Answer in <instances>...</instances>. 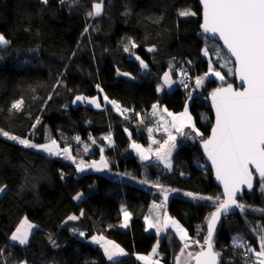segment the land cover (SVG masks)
I'll list each match as a JSON object with an SVG mask.
<instances>
[{
	"label": "trees",
	"instance_id": "1",
	"mask_svg": "<svg viewBox=\"0 0 264 264\" xmlns=\"http://www.w3.org/2000/svg\"><path fill=\"white\" fill-rule=\"evenodd\" d=\"M101 2V14L89 16L93 5ZM59 5L0 0V33L10 41L0 46V128L38 144L46 142L50 129L61 148H69L78 157L84 155L81 142L95 141L97 150L88 157L104 154L116 171H134L130 174L143 180L146 171L152 184L222 197L199 137L175 151L171 169L161 167V162L144 161L130 147L132 139L142 144L147 141V128L155 120L149 115L154 104L173 113L189 110L203 134L200 139L207 138L214 121L209 94L219 85L236 84L228 74L229 80L222 84L213 76L203 91L196 86L197 76L209 72L218 57L214 53L221 49L201 31L200 2L66 0V10L74 11L68 16ZM185 10L195 15L180 16ZM165 73H170L172 83L160 96ZM186 76L192 77L191 83L185 81ZM97 95L99 108L75 101L76 96ZM18 101L23 102L21 108L13 109ZM139 113L149 125L127 120ZM109 132L115 145L105 147L104 135ZM62 157L0 135V184L6 187L0 197V264H148L135 253L150 252L159 240L156 232L147 231L145 216L163 194L97 171L79 176L77 166ZM193 162L204 167L197 170ZM261 182L245 192L240 202L264 206ZM122 206L131 213L127 230L118 227L123 222ZM216 207L174 194L167 208L191 240L199 241V250L208 236L207 219ZM73 215L79 218L69 220ZM25 218L37 227L27 244L15 243L11 235ZM97 235L114 240L128 255L109 261L100 245L88 241ZM262 235L264 213L239 209L223 218L213 239L215 250L222 254L220 264H257L247 246L258 252ZM184 245L168 227L160 241L159 264H176Z\"/></svg>",
	"mask_w": 264,
	"mask_h": 264
},
{
	"label": "snow or ice",
	"instance_id": "2",
	"mask_svg": "<svg viewBox=\"0 0 264 264\" xmlns=\"http://www.w3.org/2000/svg\"><path fill=\"white\" fill-rule=\"evenodd\" d=\"M42 2L47 4L48 0H42ZM61 2L63 3L64 0H61ZM202 4L203 31L218 35L223 40L228 51L235 57L238 65L235 71L245 87L243 90L238 91L229 84L227 87L217 88L211 94L216 109V122L215 127L212 129L211 137L203 141V146L215 166L216 178L224 185V195L227 199L221 201L219 197L216 198L218 206L216 211L211 214L208 223V236L205 240L207 250H204V246H201V250L198 253H188L189 260L185 264H190L191 259H195L196 264H219L220 253L213 251L212 241L217 220L222 213H227L233 206L241 211L244 210L245 206L237 202L236 195L241 192L242 185H246L248 189L252 188L253 173L250 166L255 167L261 180L264 181V0H202ZM93 8L94 11L89 12L88 15L99 16L103 8L102 2L94 4ZM179 15L191 16L195 15V13L185 10L179 12ZM9 44L10 41L3 34H0V46ZM131 46L135 47L136 45L131 43ZM127 50L125 48V51ZM152 50L149 49V51ZM204 55H208L207 49L204 50ZM136 59L139 60L140 58L136 57ZM140 63L144 68L148 67L143 60ZM209 72L220 80L225 79L220 72H213L211 67ZM124 75L128 74L124 73ZM204 79L206 77L197 78L195 81L196 86H201ZM164 82L169 86L171 85L170 73H165ZM104 99L107 100L108 98L105 96ZM75 101H87L94 104L97 108L100 107L98 98H93L89 101L87 97L76 96ZM22 103V101H18L12 105V108L20 109ZM109 103L113 104L118 112L121 111L115 101H109ZM156 108L157 106L154 105L153 115L156 114ZM123 111L126 112L127 109ZM163 111L167 112V109ZM168 115L172 117V127L178 133L183 134L185 127H191L197 135H203L191 123L192 118L188 114L187 109L179 116L170 112H168ZM148 131L151 132L152 130L149 129ZM165 131L168 132V140L161 145L155 155L159 161L164 163L165 167L171 169L170 156L172 150L176 147V138L167 127H165ZM0 134L11 140H18L20 144L26 147L39 148L50 155L59 156L63 154L65 158L73 160L74 163L76 162L75 158L70 154V149L64 148L61 151L55 140H51L48 144L36 145L30 143L27 139H19L2 130H0ZM75 139L78 142L80 141L79 137ZM104 139H107L109 143L112 142L110 135ZM153 143L158 142L153 140ZM131 147L137 151L141 159H149L151 149H144L135 142L132 143ZM85 151H87V145H85ZM85 167L95 168L100 171L108 168V162L102 156L99 164L93 161L85 166L83 160L77 163L79 171H84ZM4 190L3 187H0V192ZM261 190L264 191V182L261 184ZM185 195L193 199H213L212 197L196 196L191 192L185 193ZM75 199H80V195H77ZM164 199L167 200V195H165ZM153 207L158 208L159 205H154ZM122 211L125 221L122 227L126 228L128 227L127 221L131 213L126 209ZM81 215H83V212H81ZM78 218L75 215L68 217L69 220H77ZM169 226L179 233L182 241L189 239L187 231L178 221L171 217H165L163 222H160L159 217H157V223H152L151 220L148 223V227L155 228L158 233L166 231ZM32 227L33 225L25 219L11 236V239L18 241L20 244H27ZM79 235L83 236L85 234L80 232ZM91 239L103 248L109 261L126 255L123 248L115 242L107 240L103 235L93 236ZM194 243H199V241H194ZM184 247L187 248L188 244L185 243ZM247 251L255 253L258 258V264H264V235L260 238V251H255L251 245L247 246ZM155 254L156 249L154 248L153 255ZM181 255H183V252ZM139 259L147 261L148 264H159L158 260H152L150 257L141 256Z\"/></svg>",
	"mask_w": 264,
	"mask_h": 264
},
{
	"label": "rangeland",
	"instance_id": "3",
	"mask_svg": "<svg viewBox=\"0 0 264 264\" xmlns=\"http://www.w3.org/2000/svg\"><path fill=\"white\" fill-rule=\"evenodd\" d=\"M51 3H53L54 5H57L56 7H58V4H60L59 5V7L61 6V8H63L62 9V11H63V14H64V16H68V15H70V14H74V11L73 10H69V11H67L66 10V8H67V6H66V0H64V2L62 3L61 2V0H49ZM58 1V2H57ZM65 8V9H64ZM1 34V33H0ZM211 43H212V45H218V42L217 41H215V40H209ZM220 45V44H219ZM220 47H221V45H220ZM218 49V52H215L214 54H217V56L218 57H216V59L213 61L212 60V62H211V68H212V70H213V72H220V74L222 75V76H224L225 77V79L224 80H220L218 77V79L220 80V83L222 84V82H225V81H228L229 79H228V74L230 75V77H235V65H234V62L232 61V59L226 54V52L222 49V47H221V49L218 47L217 48ZM216 60H217V62H216ZM216 77L215 75H213L212 73H210V72H206V73H203V74H201V75H199V76H197V78H200V77H206V79H204V82H203V84L201 85V86H199V87H197L199 90H202L203 91V88L205 87V84H206V82L208 81V80H210V78H212V77ZM196 78V79H197ZM165 90H170L168 87H166L165 89H161L160 90V96H162L163 94H164V91ZM205 93V92H204ZM203 93V94H204ZM84 97H87L88 98V100L90 101L91 99H93V98H98V102H99V104H100V97L97 95V96H84ZM77 102H81V103H84V104H87V105H90V106H95L94 104H91V103H89V102H87V101H77ZM100 106H101V104H100ZM185 111V110H184ZM188 112H189V110H187ZM170 113H172V112H170ZM181 113H183V112H181ZM181 113H173L174 115H177V116H179ZM189 114H190V112H189ZM190 116H191V114H190ZM160 118V119H159ZM192 118V117H191ZM127 120L129 121V122H131V123H133L134 125H139V123H141V124H147V125H149V123L147 122V120H146V118H144L143 117V115L141 114V113H139V115H138V117L136 118L135 117V119H133V118H131V119H129V118H127ZM157 121H160V122H162V123H164V122H169V123H172V119L171 118H168L166 115L165 116H161V117H158L157 119H156V122ZM153 123H155V120H154V122ZM152 123V124H153ZM191 123H193L194 125H195V128L196 129H198L199 130V132L201 133V130L196 126V124H195V122H194V120L192 119V122ZM152 128V127H151ZM187 128V129H186ZM184 130H183V134H180V135H178L177 136V138H176V140L178 139L179 140V142L180 141H183L182 143H185V142H187L188 140H197V138L199 137H203L202 135H197L192 129H191V127H186ZM0 130H2L3 132H6V131H4L2 128H0ZM153 131V130H152ZM154 132V131H153ZM8 133V132H7ZM155 133V132H154ZM129 134H131V133H129ZM1 136H3L4 138H7V139H9L8 137H6V136H4V135H2V134H0ZM9 135H13V134H10L9 133ZM111 136V143H109V141L107 140V139H105V141H106V146L105 147H109L110 145H112V144H115V142H114V139H113V134H112V132H109V133H107V134H105L104 135V138L105 137H107V136ZM14 136H16V135H14ZM16 137H18V136H16ZM19 138V137H18ZM20 139V138H19ZM9 140H11V139H9ZM28 140V139H27ZM51 140H55L53 137H52V133H51V131H50V129H48L47 130V140H46V142L45 143H40V144H38V143H34V142H30V143H33V144H36V145H44V144H48V143H50L51 142ZM153 140L154 139H152L151 141H150V143H152V144H154L153 143ZM12 141H14V142H18V140H12ZM133 142H135V143H137V144H139L140 145V143H139V141L138 140H136V139H132V141H131V145H132V143ZM160 142H162V141H159V146L161 147V145H163V143L160 145ZM57 144L59 145V149L62 151L64 148H66V147H62L61 148V146H60V144L57 142ZM81 147L80 148H82V150H83V153H84V155H83V157H78V156H75L74 154H72V153H70L74 158H75V163L73 162V160H71V159H67V158H65V156L63 155V154H61V155H59L58 157H62V158H65L66 160H68V161H71V162H73L76 166H77V163H79L81 160H83L84 161V165L86 166V165H88V164H91L93 161H95V162H97L98 164H99V162L101 161V157L103 156L106 160H107V162H108V168H104L103 170H100V171H97L95 168H88V167H85V170L84 171H79L78 169V174H79V176H81V175H83V174H85V173H87V172H90V171H97V172H100V173H102V174H104V175H114V171H116L114 168H113V166H111V162L109 161V159L106 157V155H104V154H102L101 155V153L98 155V156H96V157H94L93 159H91L90 157H88V156H91L96 150H97V148H96V146H95V144L93 143V142H81ZM85 145H87V151H85ZM176 145H180V144H176ZM142 146V145H141ZM131 147V146H130ZM33 149H35V150H38V151H41V152H45V151H43V150H41V149H39V148H33ZM131 150L133 151V153L135 154V155H138V156H140L138 153H137V151L135 150V149H133L132 147H131ZM46 154H48L47 152H45ZM56 156V155H55ZM144 160V159H143ZM144 161H147V162H155L156 160H154V158H153V156H151V159H147V160H144ZM193 165L195 166V168L197 169V170H201L203 167H204V165H201V164H196V163H194L193 162ZM161 167H164L163 166V163H161ZM161 167H158V168H161ZM132 171H126V172H121L122 174H124L125 173V176H127L126 178L127 179H130V182L132 183V184H135V185H138V186H141V187H147V188H151V186H148V183H150V180H149V178H148V176H149V172H148V174H147V172L146 171H144V180H141V179H137V178H130V173H131ZM132 173H135L134 171L132 172ZM132 175V174H131ZM133 176V175H132ZM121 178H125L124 176H122ZM146 181V182H145ZM262 181V180H261ZM262 182H264V181H262ZM262 182L260 183V186H259V190L260 191H262L261 190V184H262ZM155 184V183H154ZM156 185H158L157 187H152V188H155L156 190H158L161 194H163V196H162V199H161V201H159V202H156V201H154V202H152L151 203V205H150V207H149V210H148V212H147V214H146V216H145V223H146V228H147V231L148 232H152V231H154V232H156L157 234H158V236H159V240L155 243V245L153 246V248L151 249V251L150 252H148V253H135V256L138 258V260H140V261H142V262H145V263H148L147 261H145V260H141V259H139V257H141V256H144V257H150L152 260H158L159 261V263H160V258H159V255H160V252H159V246H160V241L162 240V236L164 235V233H165V231L164 232H157L156 231V229L155 228H149L148 227V223H149V220H151V222L152 223H157V217H159V220H160V222H163V220L165 219V217H171V218H173V219H175L176 221H178L179 222V224L187 231V229L185 228V226L178 220V219H176V218H174L173 216H171V214L168 212V201L170 200V198L172 197V195H170L171 194V189H174V190H176L177 192V195L176 196H180V197H185V198H191V197H188L187 195H185V193H189V192H186L185 190H183V189H179V188H173V187H170V186H167V185H165V184H159V183H157L156 182ZM0 187H3L5 190H6V187L5 186H3V185H1L0 184ZM5 190L3 191V192H0V197L4 194V192H5ZM165 190H167V191H165ZM221 194H222V192H221ZM165 195H167V200H165L164 199V197H165ZM170 195V197L168 198V196ZM196 196H200V195H196ZM201 196H204V197H212V196H206V195H201ZM217 197H219L220 198V200L222 201L223 200V195H222V197H220V196H217ZM217 197H212L213 199L212 200H205V199H197V200H201V201H205V202H207V203H211V204H213L214 206H218V201L216 200V198ZM241 201V200H240ZM239 201V203L240 204H243L245 207H244V210L243 211H241L242 213L243 212H252V213H264V206H254V205H246V203H244V202H240ZM154 205H159V207L158 208H154L153 206ZM123 209H126L128 212H130L128 209H127V207L126 206H122V210ZM123 212V211H122ZM147 218V219H146ZM26 219V218H25ZM27 221L29 222V223H31L32 225H35L34 223H32V222H30L28 219H27ZM125 221H124V215H123V222L118 226L120 229H123V230H127L129 227H130V224H131V216H130V218L128 219V221H127V224H128V227H122V224L124 223ZM206 223V222H205ZM18 227H20V226H18ZM17 227V228H18ZM169 228H171L172 230H174V232H176L175 231V229L174 228H172L171 226H169ZM16 232V230L13 232V234ZM258 232H262L261 231V228H259L258 229ZM12 234V235H13ZM176 234L179 236V233H177L176 232ZM187 234H188V231H187ZM11 235V236H12ZM98 236V235H97ZM188 237H189V239H187L186 241L187 242H190L191 241V238H190V236H189V234H188ZM206 237V236H205ZM107 240H110V241H113V242H115L114 240H111V239H109V238H107V237H105ZM88 241H90V242H92L93 244H96V243H94L93 241H92V239L90 238V239H88ZM185 241V242H186ZM116 244H118L117 242H115ZM97 245H99V244H97ZM121 248H123L120 244H118ZM156 249V254L155 255H153V249ZM124 249V248H123ZM198 250V245H197V243H194V241L192 242V243H190V245L187 247V248H185L184 246L180 249V252L178 253V255H177V257H176V264H185V262L186 261H188L189 260V257H188V253H194L195 251H197ZM124 251H125V253H126V255H128V252L124 249ZM183 252V255H181V253ZM126 255H124V256H126ZM124 256H121V257H124ZM107 257V256H106ZM222 257V254H220V258ZM118 258H120V257H117V259ZM190 264H191V260H190Z\"/></svg>",
	"mask_w": 264,
	"mask_h": 264
},
{
	"label": "water",
	"instance_id": "4",
	"mask_svg": "<svg viewBox=\"0 0 264 264\" xmlns=\"http://www.w3.org/2000/svg\"><path fill=\"white\" fill-rule=\"evenodd\" d=\"M198 1L200 2L201 7H202V23H201V26H200L201 31L204 33V35H205L208 39H210V40H215V41H217V42L221 45L222 49L226 52V54H227V55L232 59V61L234 62L235 70H236V68L238 67V65H237V63H236L235 57L232 56V54L228 51L227 47L224 45L223 40H222L218 35H213L212 33H205V32L203 31V28H202V25H203V4H202V0H198ZM235 79H236V84H234V83L231 84V85L233 86V88H234L235 90H238V91H239V90H243V88L245 87V85H243V83L240 81V79H239V75L236 73V71H235ZM228 85H229V84L219 85V86L213 88L212 91H211V93L209 94L208 101H209V104H210V106H211V108H212V113H213V115H214V121H213V124H212V127H211L210 135H209L207 138H204V139H200V138H198V140H199V144L201 145V148H202L203 153H204V158H205V160H206L208 166H209V167L211 168V170H212V173H213V180H214V182L216 183V185H217L218 187L221 188L222 195H223V200H226V199H227V197L224 195V185H223V183H222L220 180H218V179L216 178V170H215V166L212 164L211 159H209V157H208V155H207V152H206L205 149H204L203 141L206 140V139H209V138L211 137V135H212V129L215 127V122H216V109H215V106H214V104H213V101H212V95H211V94H212V92L215 91L217 88L227 87ZM250 168L252 169V173H253L252 188H251V189H248L246 185H242V186H241V188H242L241 192L237 193V195H236V200H237L238 203H239L240 199H242L244 193H245V192H250V191H252V190L256 187L257 182L261 180V177L259 176V173L255 170V167H254V166H250ZM223 200H222V201H223ZM239 204H240V203H239ZM238 210H239L238 208H236L235 206H233L232 208L229 209V211H228L227 213H222L221 216H220V218L217 220L216 225H215V228H214V231H213V237H212V241H213V251H214V252H217V251H216L215 248H214V240H213V239H214V237H215V234H216L217 228H218V226H219L221 220H222L223 218L229 216V215L235 214ZM215 211H216V208L211 212V214L214 213ZM211 214L209 215V217H208V219H207V229H208V223H209V220H210V218H211ZM201 246H204V250H207V245L205 244V242H204ZM201 246L199 247V250H198L196 253H198V252L201 250ZM194 254H195V253H194ZM192 264H196L195 259H192ZM219 264H220V256H219Z\"/></svg>",
	"mask_w": 264,
	"mask_h": 264
},
{
	"label": "crops",
	"instance_id": "5",
	"mask_svg": "<svg viewBox=\"0 0 264 264\" xmlns=\"http://www.w3.org/2000/svg\"><path fill=\"white\" fill-rule=\"evenodd\" d=\"M48 2H49V0H48ZM58 2V1H57ZM166 87H168L169 89H170V86L168 85V84H165V85H163L162 87H161V89L163 88V89H165ZM107 102H109L108 100H106ZM154 105H156L157 106V108L155 109V111H156V114L155 115H153V111H154V109H153V107L151 108V111H150V117L151 118H153V119H155V123H153L152 125L150 124V126H148V128H147V135H148V138H147V141L146 142H144L143 144L142 143H140V145H142V148H144V149H151V152L149 153V159H151V156H153V158H154V160H156V162H161V163H163L162 161H159L157 158H156V155H155V153H156V151L160 148V146H159V141H162V143L164 144V142L165 141H167L168 140V132H166L165 131V127H167L168 128V130L172 133V135L173 136H175V138H177V136L178 135H180V133H178L177 131H176V129L174 128V127H172V123H169V122H164V123H162V122H160V121H157L156 122V119L158 118V117H161V116H167L168 118H171L172 119V117H170L169 115H168V112H171V111H169V110H167V112H164L163 110L164 109H166L165 107H162V106H160V105H158V104H154ZM153 105V106H154ZM116 108V107H115ZM184 112V111H183ZM188 112V111H187ZM173 113V112H172ZM188 114H189V112H188ZM190 115V114H189ZM177 116V115H176ZM160 119V118H159ZM191 122H192V120H191ZM152 127V128H151ZM186 128V127H185ZM184 128V129H185ZM149 129H151V130H153V131H151V132H149L148 130ZM187 129V128H186ZM162 137H163V139H162ZM152 139H154L155 141H157L158 143H154V144H152V143H150V141L152 140ZM183 141H180L179 142V140L177 139H175V144H180V145H176V147L172 150V153H171V156H170V161H171V165H172V167L174 166V161H173V155H174V153H175V151H177L182 145H183V143H182ZM115 144H112V145H110L109 147H112V146H114ZM163 165H164V163H163ZM165 166V165H164ZM171 167V168H172ZM167 168V167H166ZM169 169V168H168ZM110 177H112V178H115V179H122V180H125V181H128V182H130V179H127L126 177L127 176H125V173L124 174H122L120 171H114V175H109ZM122 176H124L125 178H121ZM130 178H137V177H134V176H132L131 174H130ZM137 179H140V178H137ZM141 180H143V179H141ZM131 183V182H130ZM154 185H156V184H152L151 182L150 183H148V186H151V187H157V186H154ZM177 191L176 190H174V189H171V194L170 195H177V193H176ZM170 195L168 196V198L170 197ZM189 197V196H188ZM25 219H23L22 221H21V223H20V225L22 224V222L24 221ZM31 224V223H30ZM19 225V226H20ZM32 225V224H31ZM36 225H33V227L31 228V230H30V232H29V236H28V242H29V240H30V238H31V236H32V234H33V232H34V230L36 229ZM13 241V240H12ZM13 242H15V243H19L18 241H13ZM193 241L191 240L190 242H185V243H187L188 244V246L190 245V243H192ZM20 244V243H19ZM260 251V250H259ZM257 259V264H258V258H256Z\"/></svg>",
	"mask_w": 264,
	"mask_h": 264
},
{
	"label": "built area",
	"instance_id": "6",
	"mask_svg": "<svg viewBox=\"0 0 264 264\" xmlns=\"http://www.w3.org/2000/svg\"><path fill=\"white\" fill-rule=\"evenodd\" d=\"M185 81L191 83L192 82V77L191 76H186L185 77ZM190 92L191 93H194L195 92L194 86L191 88V91ZM131 116L134 117L135 116V113H132ZM160 145H161V143H160Z\"/></svg>",
	"mask_w": 264,
	"mask_h": 264
},
{
	"label": "bare ground",
	"instance_id": "7",
	"mask_svg": "<svg viewBox=\"0 0 264 264\" xmlns=\"http://www.w3.org/2000/svg\"><path fill=\"white\" fill-rule=\"evenodd\" d=\"M152 232H154V231H152ZM189 234V233H188ZM193 241V240H192ZM220 260H221V258H220Z\"/></svg>",
	"mask_w": 264,
	"mask_h": 264
}]
</instances>
